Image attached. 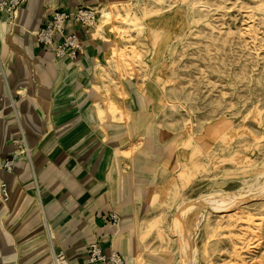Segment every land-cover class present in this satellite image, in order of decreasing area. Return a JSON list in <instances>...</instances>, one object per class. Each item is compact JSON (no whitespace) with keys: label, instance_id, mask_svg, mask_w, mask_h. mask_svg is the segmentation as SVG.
Segmentation results:
<instances>
[{"label":"rangeland","instance_id":"374dc122","mask_svg":"<svg viewBox=\"0 0 264 264\" xmlns=\"http://www.w3.org/2000/svg\"><path fill=\"white\" fill-rule=\"evenodd\" d=\"M96 3L81 5L98 13L90 28L93 37L106 6L103 0ZM129 8L125 14L136 23L116 35L113 26L126 18L119 16L118 21L107 23L102 35L94 37L107 42L108 47L120 43V56L109 62L104 53L97 63L105 67L98 66L95 76L82 66L76 72L85 71L86 82L80 85V92L95 99H86L81 106L96 108L105 142L111 133L125 134L134 119L135 124H159L167 134L162 133L161 140L174 134L181 138L173 152L182 164L172 181L156 191L148 239L166 264H184L186 260L179 257L178 234L169 226L177 209L185 203L217 201L222 195L228 202L239 196L242 202L235 201L221 214L213 212L210 203L202 206L197 216L190 214L189 264H264V0H130ZM0 14L4 18L1 29L18 24H11L7 11ZM0 72L2 75L1 68ZM108 73L116 81L110 80ZM127 79L131 85L124 83ZM39 89L48 90L46 86ZM150 89L160 97L152 100ZM2 99L13 108L8 91ZM37 99L40 123L45 129L52 128L48 115L42 114L52 108L51 101L42 94ZM114 101L121 104L120 109L109 108L107 103ZM20 119L19 115L13 120L12 129L18 137L11 140L9 157L15 155L14 140L21 137ZM25 131L26 137L34 136L31 129ZM142 135L136 133L132 150L118 148L114 156L128 159L140 155L149 146ZM20 157L29 160L26 151L16 159ZM15 174L14 168L9 175ZM10 202L0 203L8 218L14 214ZM77 226V220L72 219L71 235L78 234ZM64 240L63 229L52 227L40 229L35 240H11L14 262L52 264V244L67 251L76 246L73 238ZM0 264L7 261L0 260Z\"/></svg>","mask_w":264,"mask_h":264},{"label":"crops","instance_id":"0c3cea01","mask_svg":"<svg viewBox=\"0 0 264 264\" xmlns=\"http://www.w3.org/2000/svg\"><path fill=\"white\" fill-rule=\"evenodd\" d=\"M103 1L106 4L108 0ZM96 2L24 0L18 24L10 29L0 28L3 32L0 68L4 71L0 75V99L4 102L2 98L8 91L18 113L4 102L0 117V165L11 155L12 138L18 137L12 129L14 119L20 115V129L26 132L29 128L34 134L26 137L31 149L30 160L15 159V176L0 170V185L6 183L11 211L18 214L15 219L14 214L8 218L3 203L0 204V260L7 264H16L12 241L35 240L44 227L62 228L66 240L74 239L76 246L69 251L55 246L56 251L64 250L73 264L85 259L88 244L94 240L101 244L106 255L118 253L127 264H136L137 260V264H166L156 253L159 249L153 247L147 231L155 216L156 191L172 181L175 170L182 164L173 152L180 136L174 134L161 140V134L166 133L159 124H135L134 119L125 134L111 133V139L105 142L96 108L81 106L86 99L95 98L80 92L79 88L85 86V71L97 75L96 68L104 66L97 61L111 47L93 38L91 29L71 25L70 29L80 35L85 45L83 55L72 62L56 59L34 38L54 11L67 3L81 6ZM1 20L4 18L0 14ZM78 66L85 71L76 72ZM124 83L131 85L132 82L127 79ZM41 86L48 90L40 91ZM21 90L24 95L19 94ZM149 92L152 100L160 97L152 89ZM40 94L51 101L52 108L42 114L48 115L52 128L46 125L45 129L40 123L37 107ZM126 110L129 111V105ZM138 132H142L144 140H149V146L140 155H131L128 159L123 155L114 156L118 148L127 151ZM110 212L120 214L117 225L106 222ZM72 219L77 220L79 230L74 236L70 233Z\"/></svg>","mask_w":264,"mask_h":264},{"label":"built area","instance_id":"2783aa9c","mask_svg":"<svg viewBox=\"0 0 264 264\" xmlns=\"http://www.w3.org/2000/svg\"><path fill=\"white\" fill-rule=\"evenodd\" d=\"M20 3L21 0L0 2V11H7L10 14L11 24L15 25L18 21L19 15L17 13ZM97 14L93 8L88 6L65 5L64 8L54 11L46 23L34 34V38L39 46L52 53L56 59L76 61L83 55L85 45L80 35L71 30L70 26L90 29L97 21ZM1 71L4 72L2 69ZM13 109H15L14 103ZM3 112L4 102L0 99V117ZM15 112L17 113L16 109ZM14 147L16 149L15 155L2 161L0 165V169L8 174L14 171L16 156L20 155L22 151H26L29 160L31 157L26 135L23 131H21V137L14 140ZM0 197L4 202L9 200L6 183L0 185ZM120 219V214L117 212H110L106 215V222L112 225H117ZM51 262L52 264H73L69 261L65 251H56L53 244L51 245ZM78 264H127V262L118 253L112 252L110 255H106L101 244L94 240L88 244L85 259Z\"/></svg>","mask_w":264,"mask_h":264},{"label":"bare ground","instance_id":"6f19581e","mask_svg":"<svg viewBox=\"0 0 264 264\" xmlns=\"http://www.w3.org/2000/svg\"><path fill=\"white\" fill-rule=\"evenodd\" d=\"M137 1V0H136ZM133 2V1H132ZM133 4V3H132ZM105 10H101V13H103L102 15V19L100 20V22L96 25L95 27V36L99 35V34H103L104 33V28L106 27L107 23L109 21H112L113 19H118L119 20V16L120 17H124L126 16L124 22L118 21L117 25H114L113 28L111 26V28L114 30V33L116 35H121L123 31V27L129 28L131 27L135 22V20L133 19H129L128 16L125 14L126 12L129 11V7H130V0H108L107 3L105 4ZM120 18V19H122ZM113 20V21H114ZM110 28V29H111ZM113 32V31H111ZM94 36V37H95ZM92 37V36H91ZM93 37V38H94ZM101 39V38H100ZM93 41V40H92ZM121 44L120 43H116L113 44V46H111L109 52L107 53L108 56V61L112 62L115 61L117 59V57L120 56V52H121ZM76 64V63H75ZM72 65H74L72 63ZM83 65V64H82ZM88 67V65H87ZM101 67V66H100ZM105 67V66H103ZM118 68V67H117ZM110 80H115L116 78L113 77L112 74L108 73L107 76ZM114 82V81H113ZM112 82H110L111 84ZM113 89V88H112ZM41 90V89H40ZM120 90V89H119ZM43 91V90H42ZM39 92V90H38ZM125 93V92H124ZM47 94V93H46ZM124 95V94H123ZM123 97V96H122ZM126 97V96H125ZM107 99V98H106ZM105 101V100H103ZM106 103V102H105ZM104 103V104H105ZM103 104V105H104ZM109 108L113 107V108H121V105L118 102H108L107 103ZM107 106V107H108ZM103 107V106H102ZM122 110V109H121ZM100 111V110H99ZM104 111V110H103ZM114 111V110H113ZM105 113V112H104ZM117 113V112H116ZM119 113V112H118ZM122 113V112H121ZM125 114V113H124ZM122 115V114H121ZM127 116V115H126ZM125 116V117H126ZM115 117V116H114ZM122 118V117H121ZM101 120V119H100ZM104 121V119L102 120ZM134 144H132L130 146V150H132L134 148ZM234 197V196H233ZM241 198H239V196H235L234 198L230 199L231 203L226 201V195H222L219 200L215 201V199H206V200H200L201 202H199L198 205H200V207L196 204V202H190V203H185L183 205H181L178 209L176 214L174 215V217L171 220L170 223V228L176 233L178 234V239H179V248H180V252H181V256H179L182 260H186L184 262V264H189L191 262V251H192V246H191V232L193 229V225H192V220H189V216L191 213V215L197 216V214L200 212L202 206L207 205V203H210V209L218 214H221L223 212H225L226 210L230 209L234 204L235 201H239L242 202L240 200ZM238 202V203H239ZM237 204V203H236ZM240 204V203H239ZM235 205V204H234ZM235 206H233L234 208ZM57 212V211H56ZM55 212V213H56ZM97 239V238H96ZM132 255V254H131ZM130 255V256H131ZM136 256V255H135ZM141 256V254H140ZM137 257V256H136ZM135 258V257H134ZM139 259V258H137ZM140 260V259H139ZM159 260V259H158ZM135 261V260H134ZM139 261L137 260V263ZM136 263V264H137ZM135 264V263H134ZM162 264V263H161Z\"/></svg>","mask_w":264,"mask_h":264}]
</instances>
